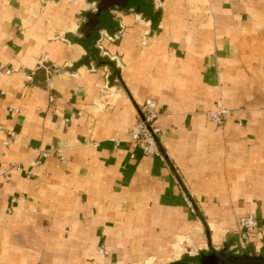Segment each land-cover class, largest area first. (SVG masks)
I'll use <instances>...</instances> for the list:
<instances>
[{"label":"crops","instance_id":"obj_1","mask_svg":"<svg viewBox=\"0 0 264 264\" xmlns=\"http://www.w3.org/2000/svg\"><path fill=\"white\" fill-rule=\"evenodd\" d=\"M96 5L0 0V164L21 165L0 178V264L194 263L234 251L248 213L241 249L264 256V0L114 7L89 46ZM149 98L159 156L125 135Z\"/></svg>","mask_w":264,"mask_h":264},{"label":"built area","instance_id":"obj_2","mask_svg":"<svg viewBox=\"0 0 264 264\" xmlns=\"http://www.w3.org/2000/svg\"><path fill=\"white\" fill-rule=\"evenodd\" d=\"M12 69H8L6 72L10 73ZM50 101L54 100V96L49 97ZM229 109L224 106L222 99H218L215 103V106L212 109L206 110L205 114L207 117L215 124L221 125L229 114ZM138 115L139 119L136 123L129 127L126 132V136L137 146L143 154H157L161 155V147H160V136L161 129L154 124V119L157 116L156 112V101L153 99H146L139 107H138ZM9 137L2 140L1 147L7 148L10 144L14 143L15 132L9 131ZM114 140V139H112ZM116 140V139H115ZM56 151L61 154V148H50L45 150H39L35 152L34 158L30 161L31 166L42 165L44 158L50 153V151ZM60 160L62 162H66V158L60 155ZM20 163H13L8 168L2 167L0 164V178L8 179V171L10 169H20ZM29 176V173H27ZM17 197H13L12 201H15ZM188 201V200H187ZM189 205L191 203L189 202ZM258 226L256 215L253 213H248L241 215L236 220V230L238 235V244L241 248H245V245L250 241L252 237L254 229ZM98 253L106 254V249L101 246L98 248Z\"/></svg>","mask_w":264,"mask_h":264},{"label":"water","instance_id":"obj_3","mask_svg":"<svg viewBox=\"0 0 264 264\" xmlns=\"http://www.w3.org/2000/svg\"><path fill=\"white\" fill-rule=\"evenodd\" d=\"M97 4L96 9L88 14V19L94 16V13L103 9L104 7L116 8H133L140 12H146L150 6L151 0H94ZM107 14L103 15L104 18ZM107 64L113 67L116 76L119 77V69L115 68L112 62L106 61ZM199 264H264V256L262 255H240L233 256L225 250L215 249L210 246L207 253L202 254L198 259ZM167 264H189L183 261H175Z\"/></svg>","mask_w":264,"mask_h":264},{"label":"trees","instance_id":"obj_4","mask_svg":"<svg viewBox=\"0 0 264 264\" xmlns=\"http://www.w3.org/2000/svg\"><path fill=\"white\" fill-rule=\"evenodd\" d=\"M113 8L114 7H107V8L104 7L103 9L95 12L94 16L91 17V19H88V22H86L82 26V28H81V30H83V32L81 31L82 34H83L82 38H84L86 40V43L89 44V46H93L94 43L96 42L97 38L99 37V30L101 28H103V24H102V21H101L103 19V15L104 14H108L109 11L111 9H113ZM96 49H97V51H99L98 48H96ZM98 53H100V52H98ZM99 59H101L100 62L103 63V64H107L106 61H109V62H112L113 65H115V63L112 60H110L109 58H107V56H99ZM107 65L109 66L111 71L115 72V70L113 69L112 66H110L109 64H107ZM235 250H237V253L235 252ZM235 250L234 251H228V253H230L233 256H240V255H243V254H245V255L247 254V253H245L247 251L242 250L241 247L238 244H237ZM239 250H240V253L238 252ZM196 261H198V259Z\"/></svg>","mask_w":264,"mask_h":264},{"label":"rangeland","instance_id":"obj_5","mask_svg":"<svg viewBox=\"0 0 264 264\" xmlns=\"http://www.w3.org/2000/svg\"><path fill=\"white\" fill-rule=\"evenodd\" d=\"M99 50V49H98ZM100 52V51H99ZM138 119H139V117H138ZM138 121V120H137ZM154 122V121H153ZM155 124V123H154ZM156 125V124H155ZM157 126V125H156ZM157 127H159V126H157ZM160 128V127H159ZM161 135H162V130H161ZM161 137V136H160ZM129 138V137H128ZM137 147V146H136ZM142 152V151H141ZM149 155H157V154H149ZM159 156V155H158ZM239 253H240V250L238 251ZM172 257H174V256H172ZM136 264H148V263H144V262H140V263H136Z\"/></svg>","mask_w":264,"mask_h":264},{"label":"flooded vegetation","instance_id":"obj_6","mask_svg":"<svg viewBox=\"0 0 264 264\" xmlns=\"http://www.w3.org/2000/svg\"><path fill=\"white\" fill-rule=\"evenodd\" d=\"M96 6H97V5H96ZM183 262H186V261H183ZM187 263H189V262H187ZM189 264H199V262L196 261V262H194V263H189Z\"/></svg>","mask_w":264,"mask_h":264}]
</instances>
